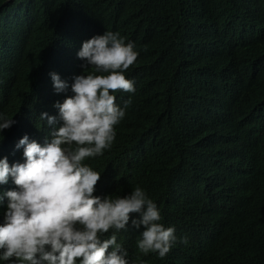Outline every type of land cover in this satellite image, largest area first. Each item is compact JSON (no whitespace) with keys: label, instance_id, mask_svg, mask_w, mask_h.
Masks as SVG:
<instances>
[{"label":"trees","instance_id":"obj_1","mask_svg":"<svg viewBox=\"0 0 264 264\" xmlns=\"http://www.w3.org/2000/svg\"><path fill=\"white\" fill-rule=\"evenodd\" d=\"M105 31L138 56L111 148L85 161L101 173L94 194L143 188L178 238L160 258L120 230L129 264H264V188L243 184L264 167V0H0V112L16 121L0 158L39 137L50 73L72 82L82 42Z\"/></svg>","mask_w":264,"mask_h":264},{"label":"clouds","instance_id":"obj_2","mask_svg":"<svg viewBox=\"0 0 264 264\" xmlns=\"http://www.w3.org/2000/svg\"><path fill=\"white\" fill-rule=\"evenodd\" d=\"M137 56L133 42L105 31L82 42L84 71L72 82L50 73L58 97L40 113L39 137L17 136L0 158V264H129L116 234L129 228L143 254L164 258L177 242L143 188L95 195L101 173L85 163L115 140L128 104L120 91L135 92L125 71ZM15 123L0 112V140ZM243 174L245 186L264 188L263 166Z\"/></svg>","mask_w":264,"mask_h":264}]
</instances>
